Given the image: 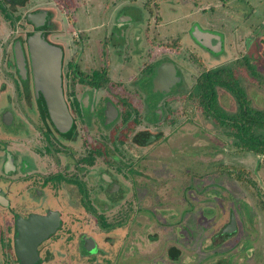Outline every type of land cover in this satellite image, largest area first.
Masks as SVG:
<instances>
[{
	"label": "flooded vegetation",
	"instance_id": "obj_1",
	"mask_svg": "<svg viewBox=\"0 0 264 264\" xmlns=\"http://www.w3.org/2000/svg\"><path fill=\"white\" fill-rule=\"evenodd\" d=\"M108 4L0 0V264H51L67 219L108 221V211L122 202L148 201L144 190L156 186L152 154L161 133L155 128L166 112L165 98L184 82L182 67L165 58L164 49L157 60L154 21L134 0ZM139 13L142 19L135 18ZM137 22L142 35L133 34ZM36 30L63 52V92L72 117L66 132L55 126L35 89L27 38ZM191 38L195 47L204 48ZM16 41L24 49L25 70L17 63ZM165 62L173 63L181 79L168 91H157L154 78ZM139 75L141 83L136 82ZM168 187L164 197L172 194ZM53 213L60 219L56 229L39 241L34 255L23 253L22 261L19 225ZM109 223L110 230L120 226ZM86 238L95 246L86 247ZM80 244L86 255L99 250L85 232Z\"/></svg>",
	"mask_w": 264,
	"mask_h": 264
},
{
	"label": "rangeland",
	"instance_id": "obj_2",
	"mask_svg": "<svg viewBox=\"0 0 264 264\" xmlns=\"http://www.w3.org/2000/svg\"><path fill=\"white\" fill-rule=\"evenodd\" d=\"M134 1L147 20L154 21L156 57L168 51L165 58L177 60L184 77L165 98L166 112L156 124L161 133L152 154L156 186L144 190L148 201L122 202L107 212L117 228L102 229L96 216L67 219L51 264H264V155L237 147L193 92L203 71L239 60L235 71L253 106L264 110V0H235V5L211 6L205 12L200 0ZM172 6L177 12H169ZM135 18L143 17L139 13ZM171 18L174 22L163 24ZM136 25L133 34L142 35L141 24ZM17 26L20 30L19 22ZM196 26L210 32L206 41L219 46L217 51L195 47L191 35ZM114 38L122 39L116 34ZM247 61L257 75L250 73ZM142 79L139 75L136 82ZM178 79L175 70L159 88ZM218 94L225 110H237L229 91L219 87ZM167 184L172 194L164 197ZM232 216L236 228L229 231ZM83 232L97 240V253L82 252Z\"/></svg>",
	"mask_w": 264,
	"mask_h": 264
},
{
	"label": "water",
	"instance_id": "obj_3",
	"mask_svg": "<svg viewBox=\"0 0 264 264\" xmlns=\"http://www.w3.org/2000/svg\"><path fill=\"white\" fill-rule=\"evenodd\" d=\"M209 34L210 32H204L199 26H196L192 35L203 46H208L212 50L217 51L219 46H211L209 42L206 41ZM27 45L33 68L36 92L37 94H42L50 118L55 126L60 131L66 132L72 125V117L63 92L62 49L48 42L41 30H36L28 36ZM14 50L19 68L25 70L26 63L21 41H16ZM167 64H169V66ZM173 71H175L173 63L165 62L158 67L157 74L154 78V88L157 91L169 90L168 87L170 84L163 85V88L159 87H162V83L165 84L166 81L171 80ZM53 215L54 216L50 217L32 218L25 221L24 224L19 225L18 229L20 231L17 253L22 261L23 253H32L34 255L39 241L56 229L60 219L57 213H53ZM226 228L229 231L235 230L234 228H236V226L233 216ZM20 246H23L26 250L20 249ZM31 246H33L32 249ZM85 246L88 248L91 246L94 247V240L92 238H86Z\"/></svg>",
	"mask_w": 264,
	"mask_h": 264
},
{
	"label": "trees",
	"instance_id": "obj_4",
	"mask_svg": "<svg viewBox=\"0 0 264 264\" xmlns=\"http://www.w3.org/2000/svg\"><path fill=\"white\" fill-rule=\"evenodd\" d=\"M238 62L241 61H231L203 71L194 85L193 92L198 96L204 112L214 119L217 126L226 129L237 147L264 155V110L253 106L252 98L235 71ZM245 64L250 73L257 75L250 62ZM219 87L226 89L236 98L238 107L235 112H228L221 106ZM99 221L104 229L110 230L113 227L106 218H99Z\"/></svg>",
	"mask_w": 264,
	"mask_h": 264
},
{
	"label": "crops",
	"instance_id": "obj_5",
	"mask_svg": "<svg viewBox=\"0 0 264 264\" xmlns=\"http://www.w3.org/2000/svg\"><path fill=\"white\" fill-rule=\"evenodd\" d=\"M233 1H235V0H226V1L225 0L224 1L223 0H204V2L201 3V0H200L199 4H201L200 9L202 10V12H205V10L209 9L211 6L215 7L214 10L217 9V8H220V7H224V5H226V4L229 5V6H232V4H234ZM172 7L173 8H171L169 10V12H171V13L177 12V6L176 7L172 6ZM168 17H171V16H168ZM174 20L175 19L172 20V18H171V20H168L169 22L168 21H163V22H165L163 24H166V23L171 24L172 22H174ZM223 22H225L226 25H228V23L226 21H223ZM234 25H238V24H234ZM3 26L7 27V24L3 23ZM8 31L9 30H6V32H8Z\"/></svg>",
	"mask_w": 264,
	"mask_h": 264
}]
</instances>
